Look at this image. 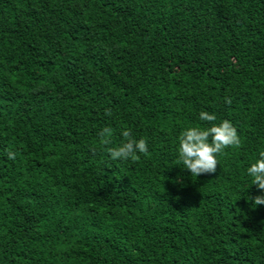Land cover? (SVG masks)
<instances>
[{
    "label": "trees",
    "instance_id": "obj_1",
    "mask_svg": "<svg viewBox=\"0 0 264 264\" xmlns=\"http://www.w3.org/2000/svg\"><path fill=\"white\" fill-rule=\"evenodd\" d=\"M201 110L241 143L193 177ZM260 151L264 0H0V264H264Z\"/></svg>",
    "mask_w": 264,
    "mask_h": 264
},
{
    "label": "clouds",
    "instance_id": "obj_2",
    "mask_svg": "<svg viewBox=\"0 0 264 264\" xmlns=\"http://www.w3.org/2000/svg\"><path fill=\"white\" fill-rule=\"evenodd\" d=\"M227 102L231 103L230 100ZM108 114L111 115V112ZM198 118L200 121L208 122L210 126L186 127L179 137L177 149L179 167L190 172L193 177L215 174L220 164L218 157L229 147H239L241 143L238 130L230 120L224 119L217 123L216 114L206 110H201ZM98 135L103 146L111 145L114 129L104 127ZM121 135L123 139L119 145L108 147L111 160L134 161L140 154L148 153L149 145L146 139H137L128 128H122ZM7 156L8 159L15 160L17 153L9 151ZM246 177L251 187L255 185L259 190L255 197H248L252 207L264 205V151H260L249 162Z\"/></svg>",
    "mask_w": 264,
    "mask_h": 264
}]
</instances>
